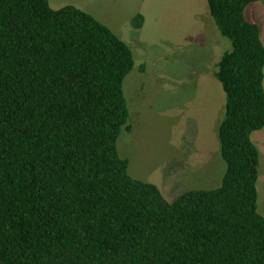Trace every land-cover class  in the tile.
I'll use <instances>...</instances> for the list:
<instances>
[{"label":"trees","instance_id":"trees-1","mask_svg":"<svg viewBox=\"0 0 264 264\" xmlns=\"http://www.w3.org/2000/svg\"><path fill=\"white\" fill-rule=\"evenodd\" d=\"M256 1L208 0L232 43L216 71L227 169L219 187L168 201L117 145L131 47L75 5L0 0V264H264L251 137L264 128V41L245 17Z\"/></svg>","mask_w":264,"mask_h":264},{"label":"rangeland","instance_id":"rangeland-1","mask_svg":"<svg viewBox=\"0 0 264 264\" xmlns=\"http://www.w3.org/2000/svg\"><path fill=\"white\" fill-rule=\"evenodd\" d=\"M49 2L91 13L133 51L135 65L123 83L129 130L117 143L130 175L156 184L168 201L188 190L219 187L227 169L219 139L227 96L216 71L232 43L208 0ZM137 14L144 16L139 28L133 25ZM245 17L260 26L264 41V0L250 3ZM251 137L260 152L258 210L264 215V128Z\"/></svg>","mask_w":264,"mask_h":264},{"label":"crops","instance_id":"crops-1","mask_svg":"<svg viewBox=\"0 0 264 264\" xmlns=\"http://www.w3.org/2000/svg\"><path fill=\"white\" fill-rule=\"evenodd\" d=\"M222 122V121H221Z\"/></svg>","mask_w":264,"mask_h":264}]
</instances>
